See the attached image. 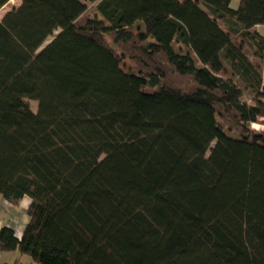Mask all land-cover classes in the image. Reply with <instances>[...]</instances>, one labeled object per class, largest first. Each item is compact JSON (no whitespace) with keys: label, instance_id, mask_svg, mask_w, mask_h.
Masks as SVG:
<instances>
[{"label":"trees","instance_id":"obj_1","mask_svg":"<svg viewBox=\"0 0 264 264\" xmlns=\"http://www.w3.org/2000/svg\"><path fill=\"white\" fill-rule=\"evenodd\" d=\"M230 4L20 0L0 17V198L30 199L0 252L264 264V0Z\"/></svg>","mask_w":264,"mask_h":264},{"label":"rangeland","instance_id":"obj_2","mask_svg":"<svg viewBox=\"0 0 264 264\" xmlns=\"http://www.w3.org/2000/svg\"><path fill=\"white\" fill-rule=\"evenodd\" d=\"M239 2H240V0H231L230 6L233 8H237L239 5ZM19 4H20V0H10L8 3H6L0 9V17L6 11L10 10L14 6H18ZM104 27H106L107 29L111 28L108 24H106ZM258 30L261 34L264 35V25L259 26ZM48 40L44 44H46L48 42ZM234 42L237 43L235 37H234ZM244 52L250 58V60L253 61V63L255 65L260 63V61L258 59L253 57L252 51L249 47H246L244 49ZM260 71H262V70L260 69ZM217 73L220 75L233 77L237 81V83L243 88L244 94H245V99H247V100L251 99V96H252L251 91L246 88V85L244 83H242V81L239 79L240 77L234 75L231 72L229 64L226 60H224V69L218 71ZM169 94H170V89L167 88L163 91L154 92L153 94L150 95L149 98L152 99L155 102V104L160 105L162 102H164V100H166V98L169 96ZM31 106L33 108L36 106L34 101H31ZM254 126L256 128L261 127V125H259V124H255ZM232 163L248 179L249 182L253 181L252 175L248 172V170L245 167H243V165L239 161L233 160ZM29 201H30L29 197L25 196L20 200L19 205H12L11 203L6 201L5 199L0 198V223L6 224L8 222V220H10V217H12V219H13L11 221L13 226L20 223V221L23 219H24V221H27L26 219L28 216H27L26 211H27ZM8 255H10V256H8ZM8 257L11 258V261L8 264H12L14 262L21 263V264H36V263L32 262V260L29 256H27L25 254H20L17 251L0 252V262H2L1 264L6 263Z\"/></svg>","mask_w":264,"mask_h":264},{"label":"crops","instance_id":"obj_3","mask_svg":"<svg viewBox=\"0 0 264 264\" xmlns=\"http://www.w3.org/2000/svg\"><path fill=\"white\" fill-rule=\"evenodd\" d=\"M259 26H261V25H259ZM259 26H256V29H258ZM12 220H13L12 217H10V220H8V222L6 223V225L12 227V228L14 229V231H15V234H16L18 237H20V236L22 235L23 228H24V226H25V224H26L27 221H24V219H23V220L20 221V223H18L17 225L13 226V225H12V222H11ZM26 220H28V217H27ZM2 225H5V224H1V223H0V226H2ZM9 254H10V253H9ZM8 256H10V255H8ZM10 261H11V258L8 257L6 263H7V264L10 263ZM1 263H2V262H0V264H1ZM20 264H21V263H20Z\"/></svg>","mask_w":264,"mask_h":264}]
</instances>
